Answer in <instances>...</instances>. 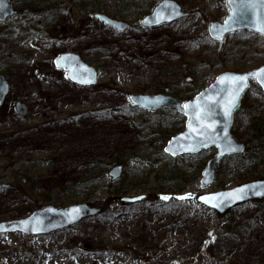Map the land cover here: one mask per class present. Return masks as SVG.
<instances>
[{"label":"rangeland","instance_id":"obj_1","mask_svg":"<svg viewBox=\"0 0 264 264\" xmlns=\"http://www.w3.org/2000/svg\"><path fill=\"white\" fill-rule=\"evenodd\" d=\"M11 1L17 12L0 23V74L9 84L0 106V221L28 217L45 205L109 200L94 205L99 215L70 227L0 234V264H175L188 244L190 226H181L188 215H195L201 233L216 231V255L201 264H264V198L232 209V227L240 231L232 239L227 222L197 203L200 194L264 177V148L252 157L224 158L215 180L201 187L204 152L171 157L163 151L183 129L184 116L167 108L144 112L128 101L130 94L192 99L224 71L262 65L264 38L237 32L212 39L208 23L223 22L225 0H175L188 14L157 27L139 22L160 0ZM62 53H76L93 67L94 83L78 84L59 68ZM250 83L234 122L244 123L243 114L264 105L260 86ZM120 164L112 180L108 172ZM110 183L121 192L111 195ZM125 196L143 198L129 206L119 200ZM86 241L91 250L81 247Z\"/></svg>","mask_w":264,"mask_h":264},{"label":"water","instance_id":"obj_2","mask_svg":"<svg viewBox=\"0 0 264 264\" xmlns=\"http://www.w3.org/2000/svg\"><path fill=\"white\" fill-rule=\"evenodd\" d=\"M225 5L228 8V13L224 21H210L208 24V33L211 38L221 42L227 34L244 30L264 37V32L259 30L264 27V3H261V0H225ZM15 12L11 0H0V22L6 21ZM187 14L175 0H160L154 5L149 14L142 17L139 24L143 27H157L172 23ZM98 17L119 29L125 26L124 23L113 21L104 15H98ZM56 63L58 67L66 68L68 76L79 84L90 85L95 81V69L83 62L76 53H62L56 59ZM262 68H264V63L247 72L224 71L208 87L182 104L174 97L163 94H130L128 95V101L131 106L146 112H153L159 108H173L184 115V128L168 139L163 150L166 154L177 157L184 154H196L213 148L215 150L213 156L207 160L201 170L200 186L206 187L214 181L216 165L220 159L227 155H236L244 150V143L237 141L231 135L233 114L239 107L242 96L249 89L251 79H254L264 92V85L258 82L257 77L248 76V74L256 73ZM240 76H248V79L240 82L244 87L239 92L235 106L231 108L230 114L226 116L225 109L227 105L225 101L233 94L237 83L232 78ZM220 77H227V79L219 80ZM82 80L90 82L82 83ZM8 91L9 84L5 77L0 74V105ZM16 109L22 114L25 111V106L23 103L17 102ZM121 171L122 165H116L111 168L108 175L111 179H116ZM224 193H232L233 195H218ZM162 197L164 196H160L161 199ZM201 197L210 199L206 202ZM142 198L125 196L120 197L119 200L132 204ZM261 198H264V177L240 183L230 189L200 194L197 196V202L222 215L229 209L248 200ZM100 213L101 209L99 207L86 202L60 208L45 205L33 211L28 217L12 221H0V234L14 232L31 235L45 234L70 227ZM25 221L28 223H22ZM82 247L85 250H91L92 244L86 241L82 243Z\"/></svg>","mask_w":264,"mask_h":264},{"label":"trees","instance_id":"obj_3","mask_svg":"<svg viewBox=\"0 0 264 264\" xmlns=\"http://www.w3.org/2000/svg\"><path fill=\"white\" fill-rule=\"evenodd\" d=\"M245 104L247 105V95H245L242 100L241 110H244L243 106H246ZM250 109L247 113L243 114L244 118H247L246 121H244V123L242 122L243 120H241L240 122L236 121L234 122V126L232 128V135L235 138H242V137L245 138L244 143L246 144V147H245L244 152L247 153L248 157H252L258 148H264V105H262V107H258V108L254 107L251 110ZM238 111H240V109H238L236 113ZM241 128L246 129V131H243V133L239 132V129ZM204 153L208 157H210L213 154V150L209 149L205 151ZM241 155H237L238 158ZM169 171H171V169H168V171L166 172L169 174L170 173L175 174V171H171V172ZM217 173H218V164L216 168V176H217ZM164 178L171 179L174 177L164 176ZM122 180L123 179L119 181V184L122 182ZM109 187L111 188V191H112L111 195H114V193L119 194L121 192L119 191V187L117 186L113 187L112 183L109 184ZM108 200L109 199L107 198V199L101 200L100 202L98 201L89 202V204L93 206L97 205L100 207H104L107 204L104 202H108ZM163 204H166V203H163ZM172 204L176 207H179L181 203H172ZM196 207H198L196 203L190 207V211L192 212V214L194 213L193 211L196 210ZM204 210L206 209L204 208ZM194 216L195 215H191V217H189V215L185 216V218L188 219L189 223L183 222L182 224H181L182 219H180L179 217L173 218V222L175 225L180 223L182 227H185L187 225L190 226L187 229L189 232L187 235L188 244L186 246V249L188 248V250L186 251L185 249L183 254H181L180 252L174 256L175 264H201L203 263L204 259L213 258L216 255L215 251H216L217 236H216L215 229L213 228L211 230L206 229L201 233L200 232L201 230H198L199 222L192 219V217ZM216 216L219 219V221L224 220L225 222H227L226 230L228 229V226H229V229H230L229 232L231 231V233L229 234L231 236L230 238L231 239L236 238V236H234L233 234H239L240 231H237L236 227H232L231 220L233 218V210L228 211L225 215H216ZM178 221L179 223H177ZM229 232L225 233L226 236L228 235ZM227 264H236V262L229 261Z\"/></svg>","mask_w":264,"mask_h":264},{"label":"snow or ice","instance_id":"obj_4","mask_svg":"<svg viewBox=\"0 0 264 264\" xmlns=\"http://www.w3.org/2000/svg\"><path fill=\"white\" fill-rule=\"evenodd\" d=\"M261 3H264V0H261ZM157 15H159V13H157ZM159 22V21H157ZM261 32H264V27H261L259 29ZM63 59V58H61ZM58 64H59V61H58ZM83 67V66H81ZM248 76H253V77H257L258 79V82L261 83V85H264V68L262 69H259L256 73H250L248 74ZM248 76H240V77H234L232 79H234L237 83L235 85V88L233 90V94L230 96V98H228L225 103L227 105L226 109H225V115H229L230 114V111H231V108L235 106V102H236V99L238 98L239 96V92L242 90V88L244 87L243 84H241L240 82L241 81H247L248 79ZM219 80H225L227 79V77H220L218 78ZM82 83H87V82H90V81H86V80H82L81 81ZM191 127V125H190ZM167 150V149H166ZM187 195H191V194H187ZM218 195H225V196H232L233 194L232 193H224V194H218ZM186 197H179V199H185ZM239 198V197H237ZM162 199H169V197L167 196H164L162 197ZM201 199H204L206 202L210 199V198H206V197H201ZM213 206H217V205H213ZM75 211V210H73ZM22 223H25L27 224L28 222L25 221V222H22ZM35 230V229H34Z\"/></svg>","mask_w":264,"mask_h":264},{"label":"bare ground","instance_id":"obj_5","mask_svg":"<svg viewBox=\"0 0 264 264\" xmlns=\"http://www.w3.org/2000/svg\"><path fill=\"white\" fill-rule=\"evenodd\" d=\"M170 32H171V33H176V31H174V30H173V32H172V31H170Z\"/></svg>","mask_w":264,"mask_h":264}]
</instances>
